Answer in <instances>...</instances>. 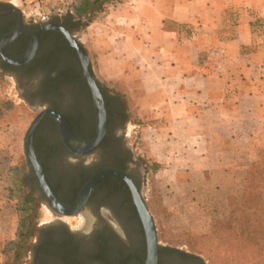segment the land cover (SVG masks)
<instances>
[{
    "label": "rangeland",
    "instance_id": "rangeland-1",
    "mask_svg": "<svg viewBox=\"0 0 264 264\" xmlns=\"http://www.w3.org/2000/svg\"><path fill=\"white\" fill-rule=\"evenodd\" d=\"M82 1L0 3L17 8L23 21L33 27L46 21L60 23L66 15L73 23L82 24L71 29L72 36L85 50L93 76L120 98L125 116L117 131L141 172V196L159 245L197 255L205 264H264V241L253 242L260 240L261 234L249 240L234 220L241 216L247 222L258 216L264 230V213L259 211L263 198L246 202L243 197L246 172L264 151V126L257 128L256 122L241 116V128L253 129L256 136L234 142L236 154H219L218 169H184L177 144H169L163 132L154 130L158 124L152 117L156 77L159 70L163 74L170 64H176L170 53L162 50L158 54L162 47L153 39L156 27L136 24L137 0H99L101 4L95 7L100 9L92 14L78 13ZM149 15L152 17L145 12ZM179 28L182 36L177 41L182 43L190 27ZM53 50L51 45L46 55H53ZM68 65L77 66L71 61ZM63 68L46 63L31 70H10L0 59V175L10 183L5 187L11 197L5 209L0 207V264H32L34 249L41 241H64L70 232L72 243L68 245L77 253L66 260L62 250L51 248V258L44 264H107L106 258L120 264L129 254L143 251L141 221L123 198L104 200L65 215L40 197L33 182L24 138L36 115L47 108L45 103H56L58 87L51 88V84ZM47 89L53 95H46ZM193 143L195 147L203 145L201 139ZM203 156L194 152L190 160L195 165Z\"/></svg>",
    "mask_w": 264,
    "mask_h": 264
},
{
    "label": "crops",
    "instance_id": "crops-1",
    "mask_svg": "<svg viewBox=\"0 0 264 264\" xmlns=\"http://www.w3.org/2000/svg\"><path fill=\"white\" fill-rule=\"evenodd\" d=\"M134 8L138 26L156 27L158 54L164 50L176 61L156 77L154 130L177 144L184 169H218L219 154H236L234 142L257 135L241 128V116L264 126V0H137ZM178 27H190L182 43ZM194 139L203 145L195 147ZM194 152L204 155L195 165ZM7 184L0 175L3 209L11 203Z\"/></svg>",
    "mask_w": 264,
    "mask_h": 264
},
{
    "label": "flooded vegetation",
    "instance_id": "flooded-vegetation-1",
    "mask_svg": "<svg viewBox=\"0 0 264 264\" xmlns=\"http://www.w3.org/2000/svg\"><path fill=\"white\" fill-rule=\"evenodd\" d=\"M1 10L6 12L0 16V41L16 26L19 19V14L9 10L7 5L0 4ZM50 22L56 23L55 21ZM60 23L72 35L70 27L62 21ZM39 28L40 26L33 27L22 20L20 33L4 44L3 55L8 58L23 55L28 49L34 32ZM51 45L55 46L53 55H46ZM71 54L73 56L70 58ZM0 59L7 63L1 54ZM69 61L76 62L77 66H69ZM46 63L64 66L57 74V79L51 84V88L58 87L55 96L57 101L56 103H45L46 107L56 110L66 118L72 134L79 141L94 140L99 134V122L103 114L106 121L104 134L99 143L93 149L83 151L69 141L63 123L57 122L50 114L41 117L35 130L33 146L35 157L52 189L64 204L76 206L77 197L86 183L100 172L111 171L94 182L87 199L76 213L85 206H95L104 200L113 201L121 197L133 208L139 218L133 203L132 191L134 188L141 196L142 175L130 147L125 144L121 134L117 131L125 116L120 98L95 77L97 90L91 87L83 74V66L76 50L69 45L64 34L57 30L48 29L39 35L35 52L27 62L20 65L9 63L7 65L10 70H31L42 67ZM47 91H44L46 95H53L50 89ZM28 165L40 197L48 203L29 162ZM71 234L70 232L64 241L54 238L41 241L34 249L32 264H44L49 261L52 254L51 248L62 250L65 259L69 260L71 255L77 253L68 245L71 242L69 240L72 239ZM101 242L107 246L104 239ZM157 250L156 264H205L199 256L181 249L158 245ZM146 255L147 246L144 242L142 252L129 254L120 264H144ZM106 261L107 264H118L112 263L107 258Z\"/></svg>",
    "mask_w": 264,
    "mask_h": 264
},
{
    "label": "water",
    "instance_id": "water-1",
    "mask_svg": "<svg viewBox=\"0 0 264 264\" xmlns=\"http://www.w3.org/2000/svg\"><path fill=\"white\" fill-rule=\"evenodd\" d=\"M9 10L15 11L19 14V19L18 23L16 26L8 33L6 34L2 40L0 41V54L2 57L6 60L7 63L9 64H14V65H20L25 62H27L32 55L35 52L36 46H37V41L39 38V35L48 29H53L60 31L64 34L66 37L67 41L69 42V45L74 48L79 56V59L81 61V65L83 66V74L86 76L89 84L91 85L92 88H95L97 90V84L95 81V78L93 76V73L91 71L90 63L87 57V54L85 50L82 48V46L76 41V39L73 38V36L70 34V32L61 24V23H51L49 21H46L42 23L40 28L34 32L31 41L29 43L28 49L26 52L16 58H8L3 55L2 48L4 44L9 42L10 40L14 39L19 33L22 25V16L20 15V11L17 8L8 6ZM6 11L1 10L0 11V16L3 15ZM45 114H50L52 115L55 120L59 123H63L65 126V133L69 139V141H72L74 144H76L77 147L81 148L83 151H89L93 149L101 140L102 135L104 134L105 130V116L104 114L102 115V119L99 122V134L96 136V138L90 142H81L79 141L71 132L70 126L66 120V118L57 112L54 109H49L45 108L42 111H40L34 120L32 121L31 125L29 126L25 138H24V151H25V156L27 161L29 162L30 166L32 167V170L34 172V175L38 181V185L41 188L42 192L45 194V198L48 201L49 205L57 212L65 215H73L75 214L81 206L84 204L85 200L87 199V196L94 184V182L101 176L105 174L111 173V171H103L94 176L92 179H90L86 185L82 188V190L79 193V197H77V203L76 206H67L64 204L59 197H57L56 193L52 189L50 183L48 182L39 162L37 161L35 157V152H34V146H33V141H34V135H35V130L38 126V123L41 119V117ZM133 203L136 206L137 213L139 216V219L141 221L143 230H144V235H145V242L147 246V255L146 259L144 261V264H156L157 263V253H158V242L156 239V228L153 223V219L146 208V205L144 203V200L142 197L136 192L133 188Z\"/></svg>",
    "mask_w": 264,
    "mask_h": 264
},
{
    "label": "trees",
    "instance_id": "trees-1",
    "mask_svg": "<svg viewBox=\"0 0 264 264\" xmlns=\"http://www.w3.org/2000/svg\"><path fill=\"white\" fill-rule=\"evenodd\" d=\"M101 2L102 1L99 0H83L77 11L81 14L84 12L86 14H92L96 11H99L100 8L95 7V5H100ZM62 22L68 25L70 29L76 28L77 25L82 26L80 21L73 23L69 15H66L63 18ZM83 25H86V23ZM3 64L7 65V63L5 62H3ZM243 197L246 199V202H255L254 199L256 198H263L264 200V151L261 153L259 161L251 165L246 172ZM261 207L259 208V211L261 209V213H264V205H262ZM255 219H253V221L248 220L246 222L242 221L241 216H238L234 220L238 224L237 228L241 229V232H243L246 237H249V240L254 237V234H261L260 240H253V242L255 243H260L264 241V230H262L263 228H261L263 226V223L260 222V218H258V216L255 217Z\"/></svg>",
    "mask_w": 264,
    "mask_h": 264
}]
</instances>
